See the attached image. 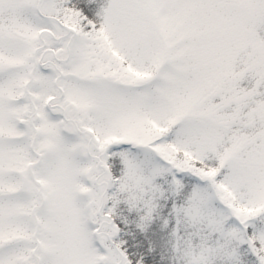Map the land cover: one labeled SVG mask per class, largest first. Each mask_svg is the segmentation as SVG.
<instances>
[{"label": "snow or ice", "instance_id": "snow-or-ice-1", "mask_svg": "<svg viewBox=\"0 0 264 264\" xmlns=\"http://www.w3.org/2000/svg\"><path fill=\"white\" fill-rule=\"evenodd\" d=\"M0 264H264V0H0Z\"/></svg>", "mask_w": 264, "mask_h": 264}]
</instances>
